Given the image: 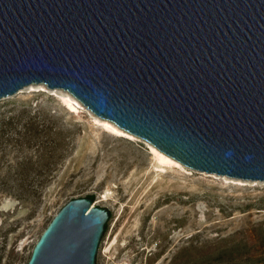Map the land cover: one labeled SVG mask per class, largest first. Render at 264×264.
<instances>
[{
	"label": "water",
	"instance_id": "obj_1",
	"mask_svg": "<svg viewBox=\"0 0 264 264\" xmlns=\"http://www.w3.org/2000/svg\"><path fill=\"white\" fill-rule=\"evenodd\" d=\"M33 84L189 168L264 181V0H0V101ZM110 217L71 200L28 264H97Z\"/></svg>",
	"mask_w": 264,
	"mask_h": 264
},
{
	"label": "rangeland",
	"instance_id": "obj_2",
	"mask_svg": "<svg viewBox=\"0 0 264 264\" xmlns=\"http://www.w3.org/2000/svg\"><path fill=\"white\" fill-rule=\"evenodd\" d=\"M67 95L33 84L0 101V122L17 123L0 139V178L44 181L25 200L0 194V264H27L58 212L89 196L111 212L97 264H264V181L165 166Z\"/></svg>",
	"mask_w": 264,
	"mask_h": 264
},
{
	"label": "trees",
	"instance_id": "obj_3",
	"mask_svg": "<svg viewBox=\"0 0 264 264\" xmlns=\"http://www.w3.org/2000/svg\"><path fill=\"white\" fill-rule=\"evenodd\" d=\"M23 113H27V111L23 112ZM16 122L14 120V118L9 119L8 121L4 120L2 122H0V139L2 138V136H4L6 129V126H16ZM28 125H31V127L33 125H36V128L39 129V127H45V123H40L36 116L31 115V118L29 120V122L27 123ZM31 128H29L30 130ZM42 132V131H39ZM56 144L54 145V150H56ZM30 164L29 162L23 161L20 163V167H27V165ZM51 164L45 165L44 168H51ZM31 168L34 170H38L39 172H41V168L39 165H31ZM30 178V177H29ZM34 180V179H33ZM29 180L27 177L25 176H19V174H16L15 179H9V178H5L2 177L0 178V194L2 193H7L9 195H13L15 197H17L18 200H25V198L27 197H31V196H36V194L38 195L39 192V186H41L44 181H38V180ZM39 182V183H38ZM38 183V184H37ZM89 198L94 200V196H89ZM108 230V225L107 228L105 230V234ZM28 264V263H27Z\"/></svg>",
	"mask_w": 264,
	"mask_h": 264
},
{
	"label": "bare ground",
	"instance_id": "obj_4",
	"mask_svg": "<svg viewBox=\"0 0 264 264\" xmlns=\"http://www.w3.org/2000/svg\"><path fill=\"white\" fill-rule=\"evenodd\" d=\"M63 102H64L65 106L67 107V109H69L71 112L78 111L79 109L83 108L81 106L80 102H78L75 98H73L70 95H67L66 97H64ZM103 125L108 131L116 134L117 136L126 137L129 139L136 138L132 134L121 129L120 127H118L117 125H115L114 123H112L109 120L105 121ZM151 150H152L153 154L155 155V158L161 164H163L165 166H179L180 165V163H178L177 160H175L172 157H170V156L164 154L163 152L159 151L153 145H151Z\"/></svg>",
	"mask_w": 264,
	"mask_h": 264
}]
</instances>
